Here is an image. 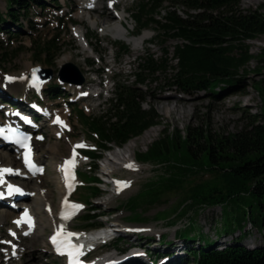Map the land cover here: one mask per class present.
<instances>
[{
  "label": "rangeland",
  "instance_id": "374dc122",
  "mask_svg": "<svg viewBox=\"0 0 264 264\" xmlns=\"http://www.w3.org/2000/svg\"><path fill=\"white\" fill-rule=\"evenodd\" d=\"M139 1L141 0H119L116 10L108 9L105 4H102L101 8H98L94 12L81 9L80 2L76 0H42L43 3L40 6L32 2L26 13L32 22L30 25L22 20L20 28L17 25L11 28L15 32V35H11L10 37L0 32L1 47L7 51L12 49V53L14 52L13 49L16 51V53L14 52V56L5 58L3 62L0 61V79L3 78L0 80V100L8 99L13 102V99L20 100L21 98H26L30 94L27 83L25 82L22 85L26 89L25 91H22L23 89L21 90V88L19 91H10L8 87L12 81L10 76L16 77L21 74L17 76L18 79L23 76L27 79L32 68L37 66L50 68L52 72L50 80L37 82L41 89H45L47 85H51L52 83H57L58 85L60 84L59 89L62 93L57 98H49L42 90L44 94L42 95V100H38L39 98L35 97L38 100L39 108L46 109L49 112L47 120L40 121L43 123L38 131L41 135H37L35 142L32 144L34 153L39 157L40 163H42V171L36 174L34 178L28 179V181L17 179L19 182H28V184L25 183L27 185L24 183L19 185L31 194L29 198L31 205H33V201L35 200L32 194L40 188L47 195L50 194V200L53 206L57 208L62 196V189H60L58 182L60 181L58 174L60 162L68 157L70 152H72L70 150L76 149L75 146L77 144L86 145V147L81 148V150H84V148H93L96 142L95 139L88 137L89 132L77 119V110L82 111L89 117H95L102 112L104 113L108 102L107 96L114 92L111 80L114 81V86H134L132 75L138 73L139 63L141 64L143 59L152 54L157 61L161 58L163 59V57L166 59V56L162 54L163 49L166 48V42L161 43L160 37L152 38L151 35L153 36L154 34L149 29L141 32V34L145 33L149 37L148 42L139 44L140 37L129 38L126 36V34H131L135 30V24L130 11ZM262 5L264 6V0H239L237 7L241 11H247L258 9ZM124 8H126L122 21L124 35L119 36L108 28L110 25L105 23H108L110 20L107 18L103 19L100 12H106L108 15L113 13L119 15ZM178 8L183 9L181 6H178ZM4 11L5 0H0V12ZM94 20L98 24L93 25ZM73 22L81 25L73 24ZM104 26L107 27V30L103 29ZM78 29H81L88 35L87 40L91 44L90 47L84 48L82 46L79 34L77 33ZM41 38L52 39L58 47L55 56L51 53L45 56L47 65L42 56H37L38 61H34L31 57L32 50L36 54L39 52V48H35L36 44H31V42L39 41ZM245 43L248 46L249 53L255 55L264 47V35H260L256 39L246 41ZM118 45H125L126 51H119ZM170 63H173V61ZM67 64H71L76 70L64 67ZM28 65L30 66L28 67ZM255 66L256 62L252 59L247 63L246 69H252ZM90 69L93 70L91 71ZM93 71L98 72L94 73ZM59 72L66 73L68 78L75 80L80 78V82L76 81L75 84L68 85V87L62 83L63 81L56 78L59 77L57 75ZM257 77L256 73L248 72L246 76L239 78L232 86L226 87L219 84L215 86L212 92L179 90L171 87L169 85L170 82H167L165 68V71L153 76L155 78L153 83L134 86L135 92L143 98L142 108H152L158 115L159 122L157 125L145 129L140 135L130 138L120 147L112 146L109 150L100 154L94 170L95 176H100L106 180L113 175L112 179H119L120 181H125L130 176L132 178L124 193L114 192L110 182L104 184V182L99 181L97 188L100 193L97 197L90 199L91 203L86 202L87 206L81 204L79 200L85 203L81 199V195L86 194L88 190L84 186H79L78 183H81L80 180L87 182V176L90 175L91 171L88 168L90 163H86L85 157L80 155L82 154L81 150H78L80 154L77 155L78 162L75 166V174L78 181H76L75 186L78 187L75 188L74 194L73 192L69 194V201L83 207L77 215L70 219L71 227L83 228L82 217L87 211L89 213L100 211V219L103 220L106 216L110 224L113 217H120L121 222L124 224L131 225V227L133 225V231L127 229L130 233L126 234L117 230L114 236H117L119 238L117 242L122 243L125 247L128 244L135 246V249L133 248L128 251V257L132 256L131 252L134 250L138 251L134 260L140 264H150L147 258L139 255L142 247L145 246L149 247L152 254L157 252L167 254L170 251H174L176 255L181 254L183 242L178 237L177 239L175 238L178 229L186 227L189 224L190 226L186 228V232L191 231L190 235H195L198 232L203 237L214 240L213 245L215 248H220L223 244L229 243L232 238H237L239 236L237 230L229 233H222L220 231L223 218L219 206L195 208L188 210L185 215L172 217V209L176 206L185 187L201 181H211L212 175L210 173H201L196 168L192 169L183 178L182 187L163 193V195H160V198H155L154 203L151 205H148L145 201L143 202L145 190L159 176L164 174L165 166L158 161V163L155 162V160L154 162L148 161L147 163H142L137 160V154L143 152L151 142L160 137L161 130L164 128L183 130L186 126H201L213 134H229L243 128L247 114H258L264 109V92L261 95L251 86V83L256 81ZM90 81L94 83L100 81L101 84L95 85L90 83ZM82 82L84 85L81 84ZM73 85L80 86L74 90L72 89ZM98 89H101L102 92L96 97L95 92ZM85 92L90 94V96L84 99L82 94ZM166 101H170L176 106L184 102L185 114L182 117L173 114L168 115L165 108ZM52 115H59L62 118L63 124L58 125L59 129L55 124L48 123ZM126 144L130 146V148H127L128 150L124 149ZM117 155L123 161L131 158L137 167H139V170L136 172L137 175L136 173L134 175L133 172L127 169L120 170L121 164L119 162L121 160L115 158ZM17 163H13L12 165ZM113 168L115 170L119 168V171H116L114 174L112 172ZM134 178L136 179L134 180ZM13 179L15 181L16 177H13ZM85 185L87 186V183ZM29 188L33 191H29ZM138 194L139 196H136ZM130 196H136L133 206H130L129 202L126 203V200ZM156 200L161 201L157 202ZM90 208H94V210L90 211ZM1 212H8L4 203L0 204V215ZM136 213L139 214L138 218L140 221H135L136 217H133V215ZM157 216L165 217L157 220ZM10 217H12L11 213L7 215L6 222L3 224L0 222V241H4L5 239L3 238L15 239V241L23 243L26 252L20 260L14 256L15 260L13 262L6 263V248L3 247L4 244L1 245L0 243V251H2L0 253V261L3 264H21L22 260L24 261L23 264H63L58 260H54V256L44 250V248L49 249L46 245V239L52 232L51 229H46V237L38 238L37 241L20 237V230L17 231L18 235L13 238L14 236H10L7 229L9 225L12 226L10 224ZM95 219L101 221L99 218ZM103 224L101 222L100 225L103 226ZM150 226H153L155 229L149 230L148 227ZM112 227L110 225V229ZM117 227V229H121L120 226L117 225ZM90 228L93 229L92 227ZM243 229L246 234L240 240V244L249 247L264 245L263 230H256L246 223H244ZM40 230L42 228L37 227V233H40ZM160 235L163 236L159 237ZM194 239L196 240L197 237H194ZM196 243V241H193L186 244L195 246ZM119 248L121 249L122 246H119ZM106 249L107 252L113 251V248L110 246L106 247ZM103 252L101 250L100 253ZM120 255L121 257L124 256L123 254ZM151 258L155 260L157 256H151ZM169 259L170 257L164 262H167ZM159 261L158 259L155 262L158 263ZM184 264L193 263L189 261Z\"/></svg>",
  "mask_w": 264,
  "mask_h": 264
},
{
  "label": "trees",
  "instance_id": "16d2710c",
  "mask_svg": "<svg viewBox=\"0 0 264 264\" xmlns=\"http://www.w3.org/2000/svg\"><path fill=\"white\" fill-rule=\"evenodd\" d=\"M32 2L39 6L43 3L42 0H5V11L0 12V32L10 37L15 35L11 28L16 25L20 28L22 20L30 25L32 22L26 13ZM238 2L239 0L137 2L130 11L135 24L134 32L139 34L149 29L154 34L152 38L160 37L161 43L166 42L162 53L166 59L163 57L157 61L153 54L143 59L139 63L138 73L132 75L134 86L153 83V76L166 68V79L171 87L212 92L219 84L232 86L239 78L253 72L258 77L251 86L262 95L264 47L253 55L249 53L245 42L264 35V6L241 11L237 7ZM32 43L36 44L35 48H39L37 54L33 50L31 52L34 61L39 60L37 56H42L45 60L47 54L55 56L58 51L56 42L52 39L41 38ZM118 50L126 51V46L118 45ZM14 52L12 53V49L7 51L0 45V61L14 56ZM252 59L256 62L255 68L246 69L247 63ZM134 86L115 85L105 111L100 115L89 117L80 110L76 112L77 119L90 134L88 137L96 141L94 151L84 152L91 157V171L87 182L85 181L87 186L84 185L88 192L81 195L85 204L91 203L90 199L100 193L97 188L99 179L94 174L95 158L112 146L120 147L159 122L158 115L152 108H142L143 98L135 92ZM44 92L50 98L61 94L56 83L47 85ZM137 160L142 163L155 160L165 166L164 174L151 183L143 194L145 198L142 201L148 205L163 193L182 187L183 178L192 169L210 173L211 181H201L185 187L172 209V217L185 215L188 210L195 208L219 206L223 218L220 231L229 233L237 230L239 233L237 238L215 248L214 240H209L198 232L195 235H190L191 231L186 232L189 224L178 229L176 238L173 237H178L183 242L181 254L176 255L174 251L152 254L149 247H142L151 264H157L155 261L158 259L174 254L173 258L162 264H184L189 261L193 264H264V245L249 247L240 244L246 234L244 223L264 231V109L258 114H247L245 126L229 134H213L201 126H186L183 130L164 128L160 137L137 154ZM136 196L128 197L126 203L133 206ZM93 210L94 208H90V211ZM138 215H133L136 217L135 221H140ZM164 217L160 216L157 220ZM82 221L83 228L99 224L89 211L82 217ZM118 239L111 246L117 249L122 246L120 250H124L126 247L117 242ZM193 241L197 242L195 246L186 244ZM151 256L157 258L152 260Z\"/></svg>",
  "mask_w": 264,
  "mask_h": 264
},
{
  "label": "bare ground",
  "instance_id": "6f19581e",
  "mask_svg": "<svg viewBox=\"0 0 264 264\" xmlns=\"http://www.w3.org/2000/svg\"><path fill=\"white\" fill-rule=\"evenodd\" d=\"M76 1H79L80 4L82 5V3H81L82 0H76ZM80 7H82V6H80ZM98 8L99 7H95L94 9H92V11L93 12L94 11H97ZM125 11H126V8H124L123 11H122V13H119V15L118 14H114V13H113L114 15L113 14L108 15V14H106V12H100V15L103 16L102 17L103 19H106L107 18L110 21H113V24L110 25V27H108V28H110L111 31L116 32V34L119 35V36H123L124 35V26L122 25L121 21H122V19H124L123 13ZM95 24H98V23H97V21L94 20L93 21V25H95ZM103 29L104 30H107V27L104 26ZM77 33L80 36L79 31ZM82 35H83V38L85 40V43L87 44L88 47H90L91 44L87 40L88 39V35H86V33H84V32H82ZM137 37H140V41L139 42L144 43V39L146 38V34L142 33V34H139ZM29 66L30 65H28V67ZM90 70L92 71L93 69H90ZM93 72L94 73H97L98 71H93ZM20 75H17V76H20ZM17 76L16 77L13 76V75L10 76L12 78V81L8 85L9 90L10 91H13V90L19 91L20 88H21V90L23 89L22 91H25L26 89L22 85H24L25 82L27 83L28 80L25 79L24 76L18 79ZM1 79H3V78H1ZM90 83L95 84V85L101 84L100 81H97L96 83H94L93 81H90ZM81 84H83V82ZM79 86L80 85H75L74 86V90L77 89V88H79ZM75 92H77V91H75ZM88 96H90V94H88L86 92L82 94V97H84V99L86 97H88ZM171 103L172 102H170V101H166V103H165L166 104L165 105V108H166L167 114L168 115H172L173 114V115H177L178 117H182V115H184L185 112H186L185 111V108L183 107L184 102L180 103L181 105H179V106L173 105V103L172 104ZM50 123H52V121H50ZM57 132H59V131H57ZM127 148H130V146L128 144H126V147L124 149L126 150ZM0 150H1L0 151V165L9 166V167L13 168V172L12 173H9L8 175H6L4 177L5 179H7L8 181H11V182L14 181V179H12V176L16 175L17 174L16 172L21 173V174H19V176L22 177L24 179V181H26V180L28 181V179L34 178V174H31V173H28V172H26V175H25V176H28V178L22 176V174H24L23 173L24 170L18 169L16 167H14V165H12L13 163H17V162L19 163V159H18V156L15 155L14 153L11 154V153L8 152V150H10V149H0ZM34 158H35V161H36V163L38 165H41L42 164L38 160L39 157L36 154L34 155ZM115 158H118L119 160H121L119 162V164H121L120 170L127 169V170L133 172L134 175L139 170V167H137V165L133 162V160H131V158H127L126 161H123L122 159H120L118 155ZM74 159H75V165H76L78 161H77L76 158H74ZM124 159H126V158H124ZM15 165H17V164H15ZM126 165H132V167H126ZM116 171H119V168H118V170H115L114 168L112 169V172L114 174L116 173ZM59 175H60V168H59ZM71 175H72V177H74V182H75L76 181V177H75V166L74 167H71ZM136 175H137V173H136ZM104 176H106V175H104ZM112 176H110V178H111V182L110 183H111V185L113 187V191L116 192V193H118V192L119 193H124L125 192L124 190H126L125 188L131 182L130 179L132 178V176H130L125 181H120L119 179H112ZM4 178L3 177H0V181H2ZM136 178H134V180ZM134 180H132V181H134ZM24 181H20L19 182V180H15L14 183H16L17 185H19V184H23ZM58 182H59V185H60V189H62V193H61L62 196L60 197V200H59V203H58L57 208L53 206L52 201L50 200V194L47 195L45 192H43V190H41L40 188H38L36 190V192H34L32 194V196H34V198H35V200L33 201V205H31L30 202H29V198H30L31 194L24 189L25 190L24 193L20 195V200L21 201H19V202L15 201L16 206H19V208H21L19 211L18 212H15V211H11V209H8V212L7 213L6 212H4V213L1 212V215H0L1 216L0 217L1 221L0 222H2V224L4 222H6V217H7V215L9 213H11V215H12V217H11V222H12L11 225L12 226H10L8 228V232H9V235L10 236H14L13 238H15L18 235L17 234V231L20 230V237L29 238V239H31V241H37L38 238H41V237L44 238V237H46V234H47V233H45V231H47L46 229H51L52 232L60 231L61 233H64L66 235L73 234L74 233V232L71 231L70 219L72 217H74L75 215H77V213L80 212L81 208L79 210H73V209H71L69 207V205H71L72 203H70V201L67 200V194H66L67 192L65 191V189L62 186L61 179ZM118 182H120V183H118ZM25 183L28 184V182H25ZM27 184H25V185H27ZM19 186L21 188H23L21 185H19ZM2 187H3V184H1V182H0V188H2ZM28 190L29 191H33L30 188ZM7 192L10 193L8 190H7ZM15 195L16 194H14V193L12 194V196H15ZM65 201L68 202V204H66V205H67V208H69V210H70L69 213H74V214H71V215H69V213H67L66 216H69V218H67V219L60 218L59 217V211H60V208H61V204L62 203H65ZM23 208L24 209L25 208L28 209L29 212L33 216V224L31 226V229L25 235H23V233L25 231H27V227L24 226L21 223H17V221H20L19 220V214H20V212L22 211ZM14 220H16L15 223H13ZM111 221H112L111 224L113 226L112 227V231L113 232H115L114 230H116V231L118 230L120 232H125L127 234V233H130V231H133L132 230L133 225L131 227V225L129 226V225L124 224L123 222H121L120 217H116V218L113 217V219H111ZM114 225H116V226H114ZM117 225L120 226L121 229H117L118 228ZM37 227H40V229L42 228V230H40V233H37ZM148 228H149V230L150 229H152V230L155 229L153 226H150ZM127 229L128 230L130 229V231H128ZM38 232H39V229H38ZM13 233H14V235H13ZM102 236L104 237L105 236V233H103ZM86 237H87L88 240L91 241V240H94V239L99 238L100 236L99 235H86ZM4 239L7 240L8 242H10V243H5L4 246H3L4 248H6V250H5V256H7L5 262L6 263L13 262L15 260V257L14 256H16V258H18L20 260L25 255V252H26L25 251V246L23 245V243L17 242V241H15V239H6V238H4ZM1 245H3V244H1ZM42 248H43V246H42ZM44 250H46L47 253H50L51 252L50 249L44 248ZM1 252L2 251H0V253ZM131 253H132V256L130 258H135L136 257V254L133 255L134 254V251L131 252ZM27 256H29V255H27ZM126 256H128V253H126L125 257ZM29 257H33V256H29ZM115 258L116 259L121 258V255L118 254V253H116V252H110L108 254V259L113 260ZM23 263H24V261L22 260L21 264H23ZM0 264H3V263L0 261Z\"/></svg>",
  "mask_w": 264,
  "mask_h": 264
},
{
  "label": "snow or ice",
  "instance_id": "6c2138e0",
  "mask_svg": "<svg viewBox=\"0 0 264 264\" xmlns=\"http://www.w3.org/2000/svg\"><path fill=\"white\" fill-rule=\"evenodd\" d=\"M33 75H35V73H33ZM58 122H60V121H58ZM60 123H62V122H60ZM76 147H86V145L80 144V145H76ZM74 157H75V151H74ZM26 163H29V161L26 160ZM66 164L71 165V167H74L75 166V159L73 158V160L66 161ZM126 167H132V165H126ZM5 171H8V170H5ZM69 176H70V170H66V178H69ZM71 178L74 179V177H71ZM0 182H2V181H0ZM118 183H120V182H118ZM65 204H68V202L65 201ZM69 207L71 209H73V210H79L83 206L82 205H78V204H71V205H69ZM71 214H74V213H69V215H71ZM26 216H27V213H26ZM67 218H69V216H65L64 217V219H67ZM28 220H30V218H28ZM25 222H28V221H25ZM17 223H20V221H17ZM29 226L31 227V224H29ZM13 235H14V233H13ZM52 242L54 244H57V237L56 236L52 237ZM0 243H10V242H8V241H0ZM61 243H64V242H61ZM58 250H59V248H58Z\"/></svg>",
  "mask_w": 264,
  "mask_h": 264
},
{
  "label": "water",
  "instance_id": "95a60500",
  "mask_svg": "<svg viewBox=\"0 0 264 264\" xmlns=\"http://www.w3.org/2000/svg\"><path fill=\"white\" fill-rule=\"evenodd\" d=\"M64 67L74 70V67L71 64H67ZM33 73H35V75H33ZM49 76H50V70L49 69H42V68H35V69L31 70L30 75H29L30 78L34 77L35 79H42V77L48 78ZM60 76H61V78L65 77L63 72H60Z\"/></svg>",
  "mask_w": 264,
  "mask_h": 264
}]
</instances>
